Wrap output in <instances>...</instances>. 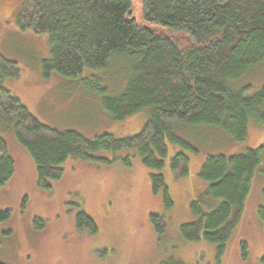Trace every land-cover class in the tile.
<instances>
[{
  "label": "trees",
  "instance_id": "trees-1",
  "mask_svg": "<svg viewBox=\"0 0 264 264\" xmlns=\"http://www.w3.org/2000/svg\"><path fill=\"white\" fill-rule=\"evenodd\" d=\"M137 2L135 19L132 0H21L17 28L48 34L45 72L75 78L117 59L128 68V77L118 95L102 97L103 109L117 121L139 111L146 113L140 130L128 137L102 133L89 139L74 130L51 128L5 88L2 78H17L20 70L14 60L0 54V119L32 158L38 187L49 188L69 158L112 162L105 152L132 149L144 167L159 171L165 165L168 144L196 153L174 132L177 124L214 126L235 141L246 137L250 119L264 127V79L249 95L243 93L249 87H239L246 73L264 68V0ZM129 160L126 155L121 162L128 167ZM188 161L189 156L178 150L168 159V167L176 177H183ZM262 166L264 139L243 153L207 155L197 173L204 189L190 202L196 219L180 225L181 242L202 239L214 244L218 259L243 210L252 177L264 174ZM12 174L13 160L0 136V187ZM149 183L169 208L172 203L163 175L150 173ZM202 197L218 202L201 212L197 204ZM257 214L264 221V204L258 206ZM8 218V211H0V223ZM150 220L160 233V218L152 214ZM75 227L90 234L97 231L82 211L76 213ZM244 249L245 245L243 256ZM260 261L264 263V256ZM159 264L185 263L170 258Z\"/></svg>",
  "mask_w": 264,
  "mask_h": 264
},
{
  "label": "rangeland",
  "instance_id": "rangeland-1",
  "mask_svg": "<svg viewBox=\"0 0 264 264\" xmlns=\"http://www.w3.org/2000/svg\"><path fill=\"white\" fill-rule=\"evenodd\" d=\"M20 3L0 0V54L14 60L20 70L17 78H2L5 88L51 128L74 130L89 139L102 133L117 137L137 133L145 111L117 121L101 105L103 96L122 91L128 68L113 59L107 67L75 78L53 70L45 72L43 61L50 56L48 34L17 28ZM132 16L138 19L137 0H132ZM263 79L262 67L246 73L239 87H249L243 92L249 95ZM173 130L196 153L168 144L165 165L159 171L144 167L132 149L105 152L107 158L114 159L110 163L69 158L60 177L51 180L49 188H41L36 185L32 158L0 119V136L13 160V174L0 187V211L9 212V218L0 223V264H159L170 258L185 264H264L260 261L264 256V221L257 214L258 206L264 204L263 173L252 177L243 210L218 259L214 244L202 239L181 242L179 232L180 225L196 219L190 202L204 189L197 173L207 155L228 156L254 149L264 139V127L250 119L241 141L208 125L177 124ZM178 150L189 156L183 177H176L168 167V159ZM126 155L130 157L128 167L121 162ZM150 173L163 175L172 203L169 208L160 193L151 191ZM217 202L202 197L197 205L205 212ZM79 211L94 221V234L75 227ZM152 214L163 223L160 233L150 220Z\"/></svg>",
  "mask_w": 264,
  "mask_h": 264
}]
</instances>
